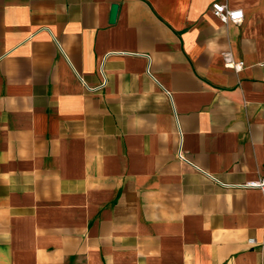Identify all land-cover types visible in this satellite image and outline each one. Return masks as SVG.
<instances>
[{
	"label": "crops",
	"instance_id": "1",
	"mask_svg": "<svg viewBox=\"0 0 264 264\" xmlns=\"http://www.w3.org/2000/svg\"><path fill=\"white\" fill-rule=\"evenodd\" d=\"M223 1L0 0V264H264L214 180L264 179V0Z\"/></svg>",
	"mask_w": 264,
	"mask_h": 264
},
{
	"label": "built area",
	"instance_id": "2",
	"mask_svg": "<svg viewBox=\"0 0 264 264\" xmlns=\"http://www.w3.org/2000/svg\"><path fill=\"white\" fill-rule=\"evenodd\" d=\"M229 0H224L223 2H216L212 5V13L215 17H217L223 23H241L244 18L245 14L244 11L241 9H231L229 4ZM226 66L228 68L234 69L235 71H240L243 68V63H235L232 61L230 57H226ZM264 67V63L262 64ZM90 91H96L97 88H89ZM179 158L187 163H190L181 152L178 154ZM216 182L220 183L225 188H244V189H259L264 191V179H260L257 181L249 182L245 185H227L224 183L219 182L218 180L214 179ZM249 245H255L256 241L254 239L249 240Z\"/></svg>",
	"mask_w": 264,
	"mask_h": 264
},
{
	"label": "water",
	"instance_id": "3",
	"mask_svg": "<svg viewBox=\"0 0 264 264\" xmlns=\"http://www.w3.org/2000/svg\"><path fill=\"white\" fill-rule=\"evenodd\" d=\"M117 13H118V5H114L111 11V19H110L111 23H114L116 21Z\"/></svg>",
	"mask_w": 264,
	"mask_h": 264
}]
</instances>
